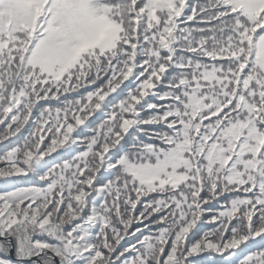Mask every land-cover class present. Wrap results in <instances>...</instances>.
I'll return each mask as SVG.
<instances>
[{
  "label": "snow or ice",
  "instance_id": "obj_1",
  "mask_svg": "<svg viewBox=\"0 0 264 264\" xmlns=\"http://www.w3.org/2000/svg\"><path fill=\"white\" fill-rule=\"evenodd\" d=\"M0 125V264H264V0H0Z\"/></svg>",
  "mask_w": 264,
  "mask_h": 264
},
{
  "label": "trees",
  "instance_id": "obj_2",
  "mask_svg": "<svg viewBox=\"0 0 264 264\" xmlns=\"http://www.w3.org/2000/svg\"><path fill=\"white\" fill-rule=\"evenodd\" d=\"M188 2L189 3H191V4H194V3H204L205 2V0H188ZM190 26H194V25H190ZM81 92H83V90H81ZM64 96H67L68 97V99H74L75 98V93H64V94H61V101L63 102V98H64ZM41 104L43 105V106H45V107H53V108H55V107H57V106H60V105H58V104H55V103H52V104H45L43 101L41 102ZM37 115H38V111H37ZM6 127V125H0V135H3L4 134V128ZM146 127H148V128H158L159 126H157V125H151V126H146ZM32 128H33V125H27L26 127H25V129L23 130V135L24 136H26V135H28V132L29 131H31L32 130ZM40 135V133L39 132H37V136H39ZM143 139V138H142ZM9 141H12L13 142V145H14V143H15V141H16V137H10L9 138ZM9 141H3L2 143H0V153H2L3 152V147H2V145L3 144H8L9 143ZM147 142V141H146ZM21 143H22V140H21ZM53 155H55V154H53ZM146 199V198H145ZM214 208L215 207H218V205H214L213 206ZM141 208H143V202L138 206V210L137 211H139V209H141ZM205 220H207L208 219V216L207 215H205ZM144 223H148V221H145ZM141 225V228L143 229V224H133V226H132V230H134L137 226H140ZM213 227H215V225H213V224H208L207 225V227H206V230H208V229H211V228H213ZM151 231H155V229H151ZM143 234L144 235H149L150 234V230L149 229H144L143 230ZM138 236L140 235L139 233L137 234ZM128 240H130V242L131 243H136V240H135V238H131V237H128L127 238ZM123 243V242H122ZM13 260H15L16 259V257H15V254H14V252H13V257H11ZM25 264H30V261H25Z\"/></svg>",
  "mask_w": 264,
  "mask_h": 264
},
{
  "label": "water",
  "instance_id": "obj_3",
  "mask_svg": "<svg viewBox=\"0 0 264 264\" xmlns=\"http://www.w3.org/2000/svg\"><path fill=\"white\" fill-rule=\"evenodd\" d=\"M11 256H13V253H12V255ZM32 259H35V258H32Z\"/></svg>",
  "mask_w": 264,
  "mask_h": 264
}]
</instances>
